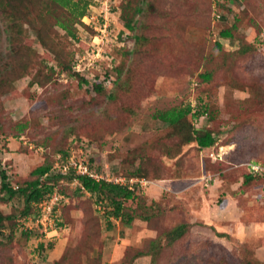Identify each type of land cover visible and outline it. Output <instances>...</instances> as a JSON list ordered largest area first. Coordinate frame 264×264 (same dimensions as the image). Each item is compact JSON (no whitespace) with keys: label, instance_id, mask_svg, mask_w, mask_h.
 Masks as SVG:
<instances>
[{"label":"rangeland","instance_id":"374dc122","mask_svg":"<svg viewBox=\"0 0 264 264\" xmlns=\"http://www.w3.org/2000/svg\"><path fill=\"white\" fill-rule=\"evenodd\" d=\"M33 1L0 12V29L13 26L0 34V170L21 187L64 150L111 179L139 170L147 183L132 208L150 218L121 228L58 178L60 228L26 237L24 197L0 192V264H264V178L241 186L244 164L264 166V0H139L132 31L120 21L127 0H70L89 4L75 38L56 23L65 9ZM188 105L177 127L154 118ZM190 128L208 129L214 146L185 144Z\"/></svg>","mask_w":264,"mask_h":264},{"label":"trees","instance_id":"16d2710c","mask_svg":"<svg viewBox=\"0 0 264 264\" xmlns=\"http://www.w3.org/2000/svg\"><path fill=\"white\" fill-rule=\"evenodd\" d=\"M53 5H56L58 8L65 9L69 13V19L64 20H58L56 23L57 25L67 32L71 37L75 38L74 33H72L71 29L74 28V24L81 20L82 17H84L85 11L87 6L89 5L88 2H84L82 6L80 7L77 3H71L70 0H49ZM34 5L33 0H0V12L4 15H7L8 9L13 11L18 10H26L29 11L32 9ZM140 1L139 0H127L125 4L121 7V13H120V21L123 24V27L126 30L132 31L134 30V16L138 15L139 13H142V9L139 6ZM10 19H13L12 17H9ZM11 28L13 29V26L11 25H4V28L0 29V34H6L8 33ZM71 28V29H70ZM232 28H235V25L232 26ZM37 39L39 41L42 40V37H40V34L36 31ZM219 38L224 40H229L232 38V32L230 29H223L219 33ZM43 43V42H40ZM44 45V43H43ZM217 50L222 49V45L216 42ZM7 51V50H6ZM8 52V51H7ZM78 57V56H77ZM76 57V60H77ZM4 60H5V54L0 56V67L2 70L7 71L8 68L4 66ZM75 62V61H74ZM74 65V64H73ZM75 67V66H74ZM77 73V72H75ZM204 81L210 80L211 75L209 73L201 75ZM81 83L83 84H89L84 78H80ZM93 89L95 92L99 93L102 91V84H95L93 86ZM202 111L197 112V115H206L207 114V106L204 105L201 107ZM191 107L188 105L184 109L175 108L168 111H162L158 112L154 115V118L166 123L172 127H177L179 125L180 121L185 120V118L191 114ZM194 115V114H193ZM26 125L20 126V130L24 129ZM183 141L185 144L195 143L196 146L200 149L210 148L215 144V138L212 135V133L206 129V128H190L188 129V133L186 134V137L183 138ZM59 153L62 154L63 158L70 156V153L68 150L60 151ZM92 162V160H91ZM90 163L91 167L92 163ZM51 166H39L36 169H34L30 174L34 177H36L34 180L25 182L26 184L24 186L18 187L13 186L8 182V177L5 174L4 171L0 170V192L4 193L9 198H13L16 194H20L22 197H24V209L22 212L23 216H27L30 213L31 205L35 202H37L44 194L49 193L54 186L53 184L56 183V181L52 182V180H57L58 178H70V179H77V181L80 183L83 189H80L78 187V190L81 192L82 190L89 194V196H95V205H97L98 210L101 211V215L104 216L103 219L111 221L112 219L115 221H118L121 225V228L129 227L134 221L141 220V221H148L150 216L147 214L140 215L138 214L133 207V205L138 203L139 196L137 192L139 190H142L138 184H136L133 188V190L129 189L128 185H119L112 182H107L104 179H101L99 181H95L87 176H75L72 171L65 175H60L57 171L51 170ZM245 171L247 168H244ZM41 178H44V180L41 181ZM126 179H136L138 181H141L145 178L141 177V173L139 170L135 171V174L125 176ZM254 178H259L251 175L249 172L245 174L243 178V182L241 186H246L250 183L251 180ZM32 213V212H31ZM30 213V214H31ZM9 217H4L2 214H0V227L2 226V223L5 219H8ZM57 230L60 228L61 223L56 222ZM111 225V224H109ZM109 228V227H108ZM188 229L187 226L184 224L178 225L174 229H172L169 234H167V238L170 239V241L177 240L180 238ZM20 234L25 235L26 237L30 232L27 231H19ZM219 236L222 234L217 233ZM42 245H40V248ZM157 244L155 242H152L151 248H150V254L154 255L156 257L158 255V252L160 251L157 249ZM42 249V248H41ZM153 257H151V260Z\"/></svg>","mask_w":264,"mask_h":264},{"label":"built area","instance_id":"2783aa9c","mask_svg":"<svg viewBox=\"0 0 264 264\" xmlns=\"http://www.w3.org/2000/svg\"><path fill=\"white\" fill-rule=\"evenodd\" d=\"M248 172L253 176H263L264 177V166L259 164H245ZM60 174L65 175L72 171L75 176H87L95 181L104 179L107 182H112L119 185H128L130 190H133L134 186L144 187L146 181H138L136 179H126L123 177L109 178V176H102L98 174L97 171L89 166L84 154L75 156L73 152L70 153L69 157L63 158L62 155L56 156V164L53 167ZM44 178H41V181ZM75 184L80 189H83L77 179L73 180ZM82 192H84L82 190ZM87 194V193H86ZM68 202L67 198L60 193V191L54 187L49 193L44 194L35 204L34 212L32 215L21 219L18 222V231L36 232V231H47L48 229L57 230L56 222H61L59 220V208ZM52 226V227H51Z\"/></svg>","mask_w":264,"mask_h":264},{"label":"clouds","instance_id":"9594fccd","mask_svg":"<svg viewBox=\"0 0 264 264\" xmlns=\"http://www.w3.org/2000/svg\"><path fill=\"white\" fill-rule=\"evenodd\" d=\"M83 18H85V16L82 17V19H83ZM74 68H75V67H74ZM190 107H191V106H190ZM191 110H192V108H191ZM213 146H214V145H213ZM213 146H212V147H213ZM210 148H211V147H210ZM210 148H205L204 150H206V149H210ZM73 151H74V150H68L69 153H71V152H73ZM73 154H74V152H73ZM57 155H62V154H61V153H57ZM57 155H56V156H57ZM211 156H213V155H211ZM89 161H90V160H89ZM55 164H56V157H55ZM55 164H54V166H55ZM54 166H53V167H54ZM89 166L91 167L90 163H89ZM53 167L51 168V170H52V171H56V169H53ZM242 167H243V168H247V167L245 166V164H244ZM91 168H92V167H91ZM57 172H58V171H57ZM246 172L248 173V170H246ZM58 173H59V172H58ZM59 174H60V173H59ZM60 175H62V174H60ZM62 176H63V175H62ZM205 177H206V176H203V178H205ZM255 177H261V178H264L263 176H255ZM123 178H125V177H123ZM73 180H74V179H73ZM73 180H72V181H73ZM143 180L147 182L146 179H143ZM139 187H140V186H139ZM53 188H54V187H53ZM53 188H52V189H53ZM56 188H57V187H56ZM140 188H141V189H144L145 187H140ZM57 189H58V188H57ZM58 190H59V189H58ZM59 191H60V190H59ZM81 192H82V191H81ZM60 193H62V192L60 191ZM84 193H85V192H84ZM67 200H68V199H67ZM35 203H36V202H35ZM35 203L32 204V213L29 214V215H27V216H30V215L33 214V212H34V204H35ZM67 203H68V202H67ZM64 205H65V204H64ZM27 216H24V217H22L21 219H23V218H25V217H27ZM19 221H20V220H19ZM17 225H18V224H17Z\"/></svg>","mask_w":264,"mask_h":264}]
</instances>
